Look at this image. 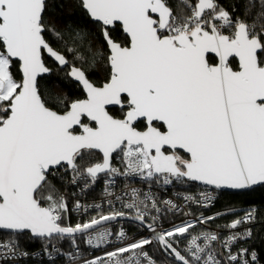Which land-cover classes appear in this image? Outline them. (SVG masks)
<instances>
[{
    "label": "snow or ice",
    "instance_id": "obj_1",
    "mask_svg": "<svg viewBox=\"0 0 264 264\" xmlns=\"http://www.w3.org/2000/svg\"><path fill=\"white\" fill-rule=\"evenodd\" d=\"M50 4L56 0H0V264L29 255L21 237L57 252L53 241L78 250L80 238L99 248L113 236L105 225L118 220L153 235L130 240L121 228L119 246L85 264H157L147 250L154 243L179 264H257L256 251L231 250L252 238L251 228L221 241L211 231L194 234L197 223L216 219L201 216L158 231L164 211L183 209L170 199L161 209L151 189L198 182L206 189L183 200L206 207L215 199L207 187L264 185V0H247L243 15L220 0H178L179 10L171 0H78L98 36L50 26ZM89 36L104 43L93 47ZM46 55L85 98L44 97L39 78L52 71ZM93 67H101L102 81L89 78L86 68ZM66 174L73 185L83 182L82 192L103 178L112 198L107 214L92 205L97 214L72 225L71 212L89 206L69 205L54 183L63 184ZM121 176L149 191L125 183L117 193ZM257 213L249 208L225 227L254 224Z\"/></svg>",
    "mask_w": 264,
    "mask_h": 264
},
{
    "label": "built area",
    "instance_id": "obj_2",
    "mask_svg": "<svg viewBox=\"0 0 264 264\" xmlns=\"http://www.w3.org/2000/svg\"><path fill=\"white\" fill-rule=\"evenodd\" d=\"M113 163L116 167L121 166L119 158H117ZM70 179L71 176L66 178V180L64 181L66 187L61 190V192L66 196L69 205L72 206L76 201H79L81 204L89 206L87 211L81 210L79 213L75 211L71 212L69 222L72 225H75L77 222L86 221L90 216L96 215L97 211L94 207H91L92 205H101L104 213L107 214L109 210L108 199L112 198L105 197V183L103 178L94 186L89 187L86 191L83 192L81 191L83 182H80L78 185H73L69 183ZM125 183L130 184L131 187L140 188L143 191H149V189L143 184V182L139 181L138 179H129L126 181L122 176L117 178V183L114 191L120 193L121 190L124 189ZM193 184L194 183L192 182H186L184 184L173 182L172 185L168 186L157 187L153 185L151 191L160 201L159 206L161 207V209H164L163 201L169 199L172 200L173 203L179 204L183 209L182 211L176 212L175 214L169 211H164L159 221L158 231L170 229L174 224L179 225L184 221H193L195 223L196 218L201 216H213L216 217V219L211 220L204 225H200L197 223L194 234L201 231H211L218 234L221 238V241H223L227 238L228 235H231L233 231L242 233L245 228L252 229L255 223L249 225H241L235 230L227 229L225 227L227 224H230L235 219L241 218L243 215H245L246 210L252 207H240L217 211L215 210V207L218 202V197L217 194L212 190L207 191L212 192L215 195V199L206 207L199 204L186 203L183 200L184 196L190 195L194 198H198L199 194L204 191L188 190ZM260 186L264 189V185ZM113 203L115 207H120L119 202H116L114 199ZM185 213H190V215H185ZM227 217L231 218L226 219ZM105 226L111 229V231L113 232V236L109 238L110 242L108 244H102L99 248H93L89 246L84 238H80L78 240V250L74 249L67 240L63 242L53 241V243L56 245V248L59 249V252L53 249L52 244H49L47 246V250H45L43 244L32 251H27L29 253L28 256H17L13 261L8 262V264H85L86 260H90L95 257H102L106 254V252L112 251L116 247H118L119 242L115 240V236L121 228L125 230L127 237L130 240L139 239L142 236L151 238V236L153 235L146 229L143 231L139 230L137 223L133 221L118 220L111 222ZM246 241L248 240L239 241L234 244L231 249L232 252L234 254H238L241 247L253 250L251 249V247L246 246ZM127 242L128 241H125V243ZM183 247L184 244H181V248ZM20 249L22 251H26L21 247ZM216 249L218 253H220V256L218 258L223 259L226 250L222 248L220 244L216 245ZM147 250L149 251V255L157 262V264H179L176 263L174 261V258H172L170 255L160 251L156 243L150 246ZM77 251L79 253L78 255H76ZM248 259L250 260V257H248ZM257 264H262L259 259Z\"/></svg>",
    "mask_w": 264,
    "mask_h": 264
},
{
    "label": "trees",
    "instance_id": "obj_3",
    "mask_svg": "<svg viewBox=\"0 0 264 264\" xmlns=\"http://www.w3.org/2000/svg\"><path fill=\"white\" fill-rule=\"evenodd\" d=\"M247 0H220V3L231 11L232 4L235 3L239 12L237 14L243 15V10ZM178 0H171V5L174 9L179 10L177 7ZM258 9H254L256 11ZM46 21L50 26L55 27L57 30L67 34L69 30L91 32L95 36H98V29L95 28L94 24L90 21L86 12L79 6L78 0H56V5H49V9L46 12ZM251 19V17H249ZM45 37L49 43L56 49L63 51V47L60 41L53 36L50 31L45 32ZM91 40L93 47L98 44H103V38L94 39L92 36L88 37ZM106 50V49H105ZM66 55H69L65 53ZM46 62L52 71L39 79L40 89L44 97L47 98H61L65 101L71 102L76 99H83L84 94L79 85L72 82L65 70H60L56 65H54L49 59ZM79 66V64H77ZM89 78L93 81H102L104 78V73L101 67L86 68ZM54 110L60 108L62 110V105L50 104ZM99 154H97V158ZM96 158H93L94 162ZM85 163H88L87 161ZM70 174H66L68 178ZM57 187L63 190L66 187L65 182L61 184L59 181H55ZM206 188L197 186L193 184L190 191L195 190H205ZM210 190V189H207ZM215 192V191H213ZM218 197V202L216 204L215 210H229L233 208L240 207H254L258 209L257 222L252 227V238L246 241V246L251 247L258 254V259L264 264V189L259 186L250 190L241 192H228L220 193L215 192ZM231 217H227L229 219ZM42 241L30 242L28 238L21 237L19 240V245L23 250L32 251L39 246L43 245Z\"/></svg>",
    "mask_w": 264,
    "mask_h": 264
},
{
    "label": "water",
    "instance_id": "obj_4",
    "mask_svg": "<svg viewBox=\"0 0 264 264\" xmlns=\"http://www.w3.org/2000/svg\"><path fill=\"white\" fill-rule=\"evenodd\" d=\"M47 59H49L54 65H56L60 70H63V69H61L57 64H56V62L52 59V58H50V57H47V55L45 56ZM49 74V73H48ZM48 74H45V75H43L42 77H44V76H46V75H48ZM42 77H40V78H42ZM68 77H69V79L72 81V82H74L75 84H77V85H79V83L77 82V81H75L72 77H70L69 75H68ZM39 78V79H40ZM80 86V85H79ZM80 88L82 89V87L80 86ZM82 92H83V90H82ZM84 94V93H83ZM84 98H85V96H84ZM100 155V154H99ZM192 183H194L195 185H197V186H200V187H203V188H206V186H204V185H201V184H199L198 182H192ZM260 185H257V186H254L253 188H256V187H259ZM253 188H251V189H253ZM207 189H210V190H212V191H215V192H220V193H228V192H241V191H246V190H250V189H245V190H229V189H225V190H215V189H213V188H211V187H207ZM124 221H131V220H124ZM134 222V221H133ZM171 256V255H170ZM172 257V256H171ZM173 258V257H172ZM175 261V260H174ZM176 263H179V262H177V261H175Z\"/></svg>",
    "mask_w": 264,
    "mask_h": 264
}]
</instances>
